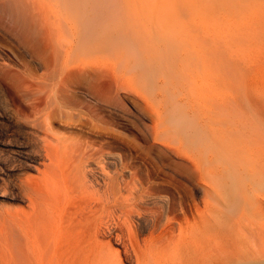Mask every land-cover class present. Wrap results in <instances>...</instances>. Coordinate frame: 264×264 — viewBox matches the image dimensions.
Wrapping results in <instances>:
<instances>
[{
    "label": "rangeland",
    "instance_id": "374dc122",
    "mask_svg": "<svg viewBox=\"0 0 264 264\" xmlns=\"http://www.w3.org/2000/svg\"><path fill=\"white\" fill-rule=\"evenodd\" d=\"M24 1L16 14L22 32L31 20L30 1ZM38 1L42 18L59 21L61 27L65 24L64 32L72 33L70 22L78 24L73 6L65 0ZM108 1L113 13L106 18L109 29L94 33L95 37L88 34L84 80L80 83L70 71L66 83L51 95L52 99H86L79 111L57 114L52 120L67 159L76 162L87 153L88 180L100 195L107 190L109 178L121 203L132 193L128 224L122 220L112 234L101 230L102 250L112 253L117 264L144 263L150 255L167 256L173 264L183 260L184 264H264L252 238L259 211L248 206L240 174L236 178L230 171L231 175L222 162L216 167L211 150L217 115L232 129L244 131L246 140L263 141L264 0ZM9 7L0 5V16L10 18ZM234 11L239 14L231 16ZM7 32L0 17V208H20L26 202L13 197L17 192L11 182L37 174L24 163L34 148H19L13 135L20 130L14 123L27 119L17 113L10 119L1 99H46L49 88L36 91V83L23 71L29 66L41 77L45 65L17 49ZM227 47L242 59H226ZM107 99H116L115 105L109 106ZM17 103L25 106L27 101ZM17 103L10 105L13 112ZM216 179L224 188L221 196L213 193ZM232 183L236 195L241 193L238 199L225 189ZM140 190L148 196L136 203ZM70 194L65 216L75 234L68 252L70 263L78 264L81 252L91 248L86 228L74 223V213L84 199L77 191ZM229 196L236 206L228 203ZM262 197L264 204V193Z\"/></svg>",
    "mask_w": 264,
    "mask_h": 264
},
{
    "label": "bare ground",
    "instance_id": "6f19581e",
    "mask_svg": "<svg viewBox=\"0 0 264 264\" xmlns=\"http://www.w3.org/2000/svg\"><path fill=\"white\" fill-rule=\"evenodd\" d=\"M20 1L0 0V5L10 6L12 13L10 18L0 17L5 29L9 32L6 35L13 41L15 47L29 53L35 62H41L45 65L46 72L41 77L40 75L35 76L34 69L29 66L23 72L34 80L36 91H39V93L49 89L46 91V99H1L8 106L7 115L10 119L14 120V116L17 114H24L27 119L26 123L15 121L14 125L20 130V133L13 135V137L16 138V142L22 151H28L33 146L32 155H27L24 163L29 167H33L37 174L20 179L18 182H11L13 191L17 192L13 197H19V199L26 202V207L0 208V264H71L68 243L75 232H72L71 219L67 220L65 216L66 204L71 191H77L84 199L83 204L74 213L76 216L74 223L77 221V225L83 229L86 228L87 237H85L89 244L88 246L91 248L90 251L84 249L81 252L80 250L81 254L78 258L79 261H77L78 264H87L86 262L89 259H91L89 264H117L116 259L117 263L114 261V257H111L112 253L110 254L108 251L105 253L102 250L101 230L106 228L112 234L113 230L119 228V222L122 220L126 222L127 213L132 211V193L126 198L127 201L125 203H121L115 190V182L113 178H109L107 182L105 181L107 190L103 195H100L98 190H95L94 185L88 180L89 172L86 170V166L90 162V157L86 155L87 153L80 155L79 160L76 162H71L67 159L68 152L61 150L59 141L52 128V120L57 114L61 115L67 111H71L70 113L76 110L79 111V107H82L86 99H52L51 97L53 91H58L66 83L69 73L73 72V75L79 78L80 83L84 80L85 59L83 55L88 39H90L88 34H92L91 36L95 37L97 32L103 34L109 29V20L106 18L109 15L111 17L113 14L111 13L112 5H109L108 0H65L78 13V24L73 26L70 22L73 30L71 34H68L66 30L65 32L63 31L65 28L62 29L65 24L61 27L59 21L42 18L40 16L41 13L39 15L38 0H28L30 1L28 8L29 12H31L30 26L27 30L20 31L19 19L16 15L21 10L20 7H22ZM88 8H91V11ZM241 9L240 11H243ZM231 10L233 11V7ZM239 12L234 11L230 14L232 16V14H239ZM66 21L69 23L67 16ZM40 27L45 29L46 32L41 33L43 30ZM38 28L42 31H38ZM206 33L208 32H205V35H207ZM206 40L208 41L207 38ZM210 42L214 43V39ZM225 53L226 59H233L235 62L236 59H242V56L232 47H227ZM2 57L3 54L0 50V58ZM26 89L30 92L31 87L28 86ZM18 101L21 103L27 101V103L23 106L18 104ZM12 102L17 103V111L14 110L13 112L10 108ZM115 102L116 99H107L109 106H114ZM236 105L240 107V104ZM25 112H28V114ZM215 118L216 125L212 128L213 134H215L213 135L215 142L212 141L215 146L211 149L213 150L214 160L212 162L216 164V167H220L221 162L223 165H227V168L230 169L229 173L230 171L236 173L235 177L240 174L244 196L250 203L248 206L259 211L258 213L260 214V216L258 215L259 217L256 216L257 219L253 220V226L257 233L254 231L252 238L256 242L254 245L259 252L258 256L264 258V204L262 203V194L264 193V136L263 141L258 138L251 139V137L246 140L247 134L244 131L232 129L228 122H222L223 120H220L218 115ZM242 133L244 134L242 135ZM9 134V132L5 133V135ZM36 162L41 165V168L34 166ZM230 174L233 175L232 173ZM234 176L232 177L235 178ZM219 177L222 178L223 176ZM232 177L227 178L231 181ZM218 179L215 181L217 186L214 187L215 192H213L216 195L224 189H221V186L219 187L223 179H220L221 182ZM227 185L225 189L232 197L235 198L241 194L238 193L236 195L237 189L233 183ZM224 186L225 184L223 183ZM144 194L146 195V193ZM144 194L141 193L140 196H135L134 200L136 203L140 198H144ZM223 194L225 193L222 191L221 195ZM216 195L215 199L221 196L219 194L220 196L216 197ZM230 198L229 196L227 199L228 203L234 205L235 201L234 204L229 202ZM236 198L238 199V196ZM235 206L233 208L239 209ZM70 217L73 218L72 216ZM126 224L128 223L126 222ZM255 236L259 237V242L257 240L258 237L255 239ZM188 246L186 245V247ZM58 250L60 253H58ZM171 260L167 256L156 257L155 255H150L148 259L144 260V263L140 264H173V260L172 263ZM182 262V264L185 263L184 260Z\"/></svg>",
    "mask_w": 264,
    "mask_h": 264
}]
</instances>
